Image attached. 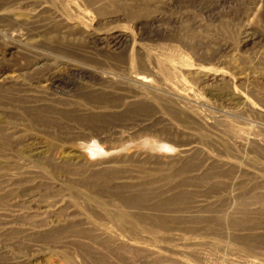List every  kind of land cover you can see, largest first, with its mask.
I'll return each mask as SVG.
<instances>
[{
  "label": "rangeland",
  "instance_id": "374dc122",
  "mask_svg": "<svg viewBox=\"0 0 264 264\" xmlns=\"http://www.w3.org/2000/svg\"><path fill=\"white\" fill-rule=\"evenodd\" d=\"M0 264H264V0H0Z\"/></svg>",
  "mask_w": 264,
  "mask_h": 264
},
{
  "label": "bare ground",
  "instance_id": "6f19581e",
  "mask_svg": "<svg viewBox=\"0 0 264 264\" xmlns=\"http://www.w3.org/2000/svg\"><path fill=\"white\" fill-rule=\"evenodd\" d=\"M140 80H143V79H140ZM143 82H145V80H143ZM146 82H147V81H146ZM131 202H132V203L135 202V199H133Z\"/></svg>",
  "mask_w": 264,
  "mask_h": 264
}]
</instances>
